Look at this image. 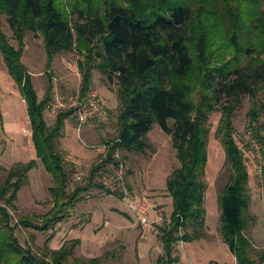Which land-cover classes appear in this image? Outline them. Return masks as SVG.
I'll return each instance as SVG.
<instances>
[{
    "label": "trees",
    "instance_id": "trees-1",
    "mask_svg": "<svg viewBox=\"0 0 264 264\" xmlns=\"http://www.w3.org/2000/svg\"><path fill=\"white\" fill-rule=\"evenodd\" d=\"M2 17L17 47L3 33ZM29 32L42 35L48 65L55 55L73 50L75 44L84 53L79 71L81 96L92 89L94 70L120 87L118 142H105L113 144L106 160L101 162L103 155L98 157L91 176L83 182L72 180L74 166L69 169L57 145L74 112L59 113L48 126L44 110L53 89L50 86L45 98L38 101L31 76L21 62ZM0 53L27 104L36 156L53 180L51 210L22 216L14 223L9 208H15L36 162L18 163L7 171L8 177L0 185V264H100L99 258L74 256L78 239L65 241L59 250L45 247L44 254L53 263L44 261L20 245L16 230L52 231L51 239L53 229L71 217L88 192L113 195L97 182L99 171H107L105 165L117 147L129 152L148 148L146 137L154 124L171 137L179 162L166 182L173 209L169 221L159 227L162 254L158 264H177V243L205 236L208 120L216 106L227 112L218 135L232 168L229 183L219 195L222 239L237 264H262L264 255L255 258L253 243L244 234L251 219L249 173L233 138L230 111L243 96L252 95L253 87L264 86V0H0ZM2 121L0 105V125ZM255 137L264 153V139L259 134Z\"/></svg>",
    "mask_w": 264,
    "mask_h": 264
},
{
    "label": "rangeland",
    "instance_id": "rangeland-1",
    "mask_svg": "<svg viewBox=\"0 0 264 264\" xmlns=\"http://www.w3.org/2000/svg\"><path fill=\"white\" fill-rule=\"evenodd\" d=\"M1 20L3 33L8 36L11 44L17 47L6 18L2 17ZM24 38L25 49L21 62L31 76L38 101L45 98L50 86L53 94L59 92L67 96L80 93L82 75L79 71L81 64L85 62V56L77 50L76 44L73 50L62 51L55 55L51 65H48L49 58L42 35L29 32ZM91 74L93 76L91 90L97 91L105 102L109 117L104 122L97 120L86 123L79 130L75 117L70 116L65 122L62 137L57 140V145L69 169L74 166L70 173L85 166L92 168L98 157L104 155L106 147L118 142L115 138L118 108L121 104L120 87L116 81L108 83L107 77L97 70L92 71ZM263 89L262 84L253 87L252 95L243 96L230 111L232 112L230 121L234 128L233 138L242 151L249 173L248 210L251 219L244 234L253 243L256 259L264 255V153L255 137L259 134L264 139ZM22 97L0 53L2 119L4 112H7V117L0 125V166H2L0 185L6 181L7 171L14 165L27 164L30 160L36 162V167L28 172L27 184L18 193V198L14 202L15 208H9L7 205L14 223L22 216L44 215L53 207L50 191L53 180L34 153L35 146L32 140L30 141L29 123L18 135L10 136L4 130L3 122L8 116L10 122H18L20 127L25 123L27 104ZM224 115H227V112L216 106L208 120L210 142L207 148L209 159L204 176L207 186L204 194L205 236L200 240L184 244L186 250L181 247L183 242L177 243L179 251L177 254L175 248V254L180 255L177 264H237L234 253L230 252L220 231L222 211L219 195L229 183L232 174L231 163L218 135L220 121ZM44 117L48 126L54 124L56 116L50 117L48 111L44 110ZM153 128L146 137L149 147L143 152L125 150L121 152L126 175L123 182L114 184L116 190L111 191L113 195L101 190L88 192L83 201L72 211L71 217L53 229L55 236L51 239L49 238L52 236V231L42 233L18 228L16 232L21 241L20 245L28 248L42 260L53 263L50 255L44 254L45 247L51 251L59 250L65 241L78 239L80 245L74 249L75 257L86 260L99 258L100 264H158V258L162 254L159 227L163 226L166 220L169 221L173 209V198L167 192L166 182L174 169L179 166V162L171 137L158 124H154ZM112 140H114L112 143H105ZM96 153H99L97 159L95 161L90 159L89 156ZM108 166L109 163L105 165ZM101 171L111 178L108 169L107 173L106 168ZM101 171L97 178L98 183H101ZM131 200L143 203L142 212L144 215L146 213L143 223L139 222L133 213L130 207ZM106 221L109 222V227L104 225ZM41 222L42 220L38 225H41ZM109 229L115 230L110 234ZM139 247L140 249L147 247V250H140Z\"/></svg>",
    "mask_w": 264,
    "mask_h": 264
},
{
    "label": "built area",
    "instance_id": "built-area-1",
    "mask_svg": "<svg viewBox=\"0 0 264 264\" xmlns=\"http://www.w3.org/2000/svg\"><path fill=\"white\" fill-rule=\"evenodd\" d=\"M46 110L48 111L50 117L53 118H55V116L61 112L72 110L74 112L73 115L78 122V130L86 123L97 120L104 122L109 117L105 102L95 90H90L86 95L82 96L80 93L68 94L66 96V94L55 92L52 95ZM111 147L112 145L110 147H106V151H104V155L102 158H100V161L105 159ZM122 151V148L117 147L111 156L112 160L109 162V166L107 167L109 171L108 174H111V178H108V176L105 175L103 171H101V182L112 192L116 190L114 184L123 182L126 175L125 162L121 153ZM90 172L91 168L88 166L75 169L71 172L72 179L76 182H83L85 179L91 176ZM105 172L107 173V171ZM130 207L133 213L136 215L138 221L143 223L144 217L146 215L145 212V215L142 212L144 207L143 203H138V201L131 200Z\"/></svg>",
    "mask_w": 264,
    "mask_h": 264
},
{
    "label": "crops",
    "instance_id": "crops-1",
    "mask_svg": "<svg viewBox=\"0 0 264 264\" xmlns=\"http://www.w3.org/2000/svg\"><path fill=\"white\" fill-rule=\"evenodd\" d=\"M80 84H81V79H80ZM23 98V97H22ZM25 103V102H24ZM27 106V105H26ZM2 117H3V112H2ZM5 117H7V112L5 111L4 112V118L3 119H5ZM28 121V122H27ZM10 119H9V116H8V118L6 119V120H4V130H5V132L6 133H8L10 136H13V134H16V135H18V134H21L22 133V131H23V129H25L27 126V124L29 123V125H30V119L28 118V114H27V111H26V119H25V123H23V125H21V127H20V124L18 123V122H10ZM31 132V131H30ZM32 140V132H31V137H30V141ZM32 144H33V142H32ZM9 146V145H8ZM34 150V149H33ZM34 153H35V151H34ZM100 153V152H99ZM98 153V154H99ZM36 154V153H35ZM97 153L96 154H94V155H90L89 157H90V159H93L94 161L97 159L96 157H98L97 155H98ZM39 160V159H38ZM90 224L92 223V222H89ZM89 223H87V225L89 224ZM106 224V226L107 227H109V222L108 221H106V223H104V225ZM115 230V229H114ZM114 230H112V231H110V229H109V233L110 234H112L113 232H114ZM77 238V237H76ZM186 243H190V242H186ZM186 243H183L182 244V246L181 247H183V249L184 250H186L185 249V247L186 246H184V244H186ZM162 244V243H161ZM145 246V245H144ZM162 246V245H161ZM176 251H177V254H178V251H179V249H177L178 248V246L176 245ZM187 248V247H186ZM139 249H140V247H139ZM141 249H144V250H147V247H143V248H141ZM140 249V250H141ZM231 252V251H230ZM179 257H180V255H179ZM190 258H192V257H190ZM234 258H235V260H236V257L234 256ZM195 260H196V258H195Z\"/></svg>",
    "mask_w": 264,
    "mask_h": 264
}]
</instances>
